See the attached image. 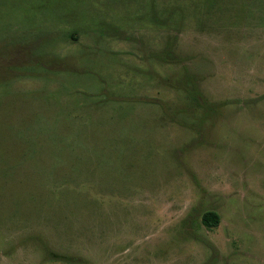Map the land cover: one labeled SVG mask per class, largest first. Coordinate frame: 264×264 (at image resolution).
I'll return each mask as SVG.
<instances>
[{
    "label": "rangeland",
    "instance_id": "obj_1",
    "mask_svg": "<svg viewBox=\"0 0 264 264\" xmlns=\"http://www.w3.org/2000/svg\"><path fill=\"white\" fill-rule=\"evenodd\" d=\"M0 264H264V0H0Z\"/></svg>",
    "mask_w": 264,
    "mask_h": 264
},
{
    "label": "trees",
    "instance_id": "obj_2",
    "mask_svg": "<svg viewBox=\"0 0 264 264\" xmlns=\"http://www.w3.org/2000/svg\"><path fill=\"white\" fill-rule=\"evenodd\" d=\"M201 221L207 228L217 226L219 223V215L215 211H207L202 215Z\"/></svg>",
    "mask_w": 264,
    "mask_h": 264
}]
</instances>
